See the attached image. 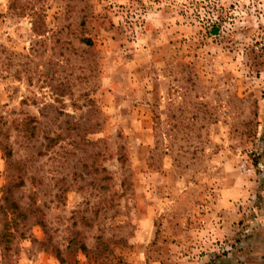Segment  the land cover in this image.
<instances>
[{
	"label": "rangeland",
	"instance_id": "rangeland-1",
	"mask_svg": "<svg viewBox=\"0 0 264 264\" xmlns=\"http://www.w3.org/2000/svg\"><path fill=\"white\" fill-rule=\"evenodd\" d=\"M0 264H264V0H0Z\"/></svg>",
	"mask_w": 264,
	"mask_h": 264
}]
</instances>
